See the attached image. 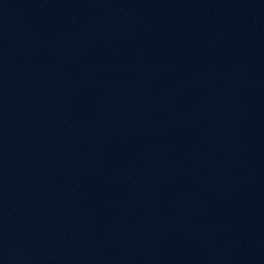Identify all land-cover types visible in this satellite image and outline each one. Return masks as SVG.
Listing matches in <instances>:
<instances>
[{
  "label": "water",
  "instance_id": "obj_1",
  "mask_svg": "<svg viewBox=\"0 0 264 264\" xmlns=\"http://www.w3.org/2000/svg\"><path fill=\"white\" fill-rule=\"evenodd\" d=\"M0 264H264V0H0Z\"/></svg>",
  "mask_w": 264,
  "mask_h": 264
}]
</instances>
